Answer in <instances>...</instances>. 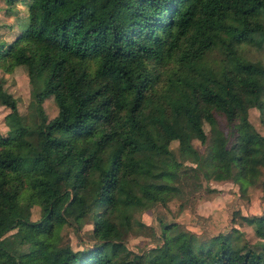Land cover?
Instances as JSON below:
<instances>
[{"label":"trees","instance_id":"trees-1","mask_svg":"<svg viewBox=\"0 0 264 264\" xmlns=\"http://www.w3.org/2000/svg\"><path fill=\"white\" fill-rule=\"evenodd\" d=\"M3 1L8 14L22 6L26 21L0 42V70L25 67L32 111L21 115L0 84L10 132L0 134V264H264V208L240 215L252 242L234 227L198 240L175 221H159L158 242L146 249L123 240L144 226L134 215L164 205L174 189L163 163L170 134L197 162L190 140L205 143L202 123L210 125L215 180L243 190L264 173L255 144L264 143V65L244 51L264 46V0ZM86 217L87 243L58 242L63 224L78 230Z\"/></svg>","mask_w":264,"mask_h":264},{"label":"rangeland","instance_id":"rangeland-1","mask_svg":"<svg viewBox=\"0 0 264 264\" xmlns=\"http://www.w3.org/2000/svg\"><path fill=\"white\" fill-rule=\"evenodd\" d=\"M5 7V2L0 0V42L2 43L9 42L15 35L18 23L21 21L18 15L23 11L22 6L17 4V12L14 15L8 14ZM25 21L24 18L20 26H23ZM244 51L250 59L258 60L264 65V46L248 47ZM0 84L15 98L18 112L29 118L32 111L30 109L32 94L25 67L15 66L10 72L0 70ZM42 108L47 118L55 114L56 109L50 97L43 100ZM7 112L8 108L0 103V134L2 135L10 133L5 122ZM215 118L217 128L225 134L226 122L219 115ZM247 118L252 128L262 133L259 109L250 107ZM202 128L207 138L206 142L200 143L196 138L190 140L196 156H199L197 162L193 155L178 151L173 134L168 136V147L172 152L170 158H163V163L168 164L174 173L172 183L174 189L169 192L164 205H154L134 215L135 220L144 226L133 228L123 235L128 249L140 251L157 243L161 227L159 221H175L176 230H188L194 233L198 240H206L218 232L228 231L231 227L239 231L242 239L249 242L255 240L250 227L241 220L240 215L259 214L264 208V173L260 172L255 179L247 181L243 185V190L231 178L219 180L212 178L214 163H211L205 154L212 133L208 123L203 122ZM255 144L258 151L262 152L264 143L258 137H255ZM172 159L181 162V165L172 164ZM38 213V207L31 206L30 219L35 220ZM91 228L89 217L82 220L78 230L63 224L58 230V242L68 244L72 249H78L83 246L84 241L87 243Z\"/></svg>","mask_w":264,"mask_h":264}]
</instances>
